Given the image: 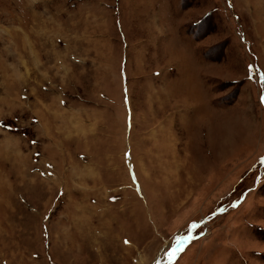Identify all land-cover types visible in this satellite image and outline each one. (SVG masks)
Returning <instances> with one entry per match:
<instances>
[{"label": "rangeland", "instance_id": "1", "mask_svg": "<svg viewBox=\"0 0 264 264\" xmlns=\"http://www.w3.org/2000/svg\"><path fill=\"white\" fill-rule=\"evenodd\" d=\"M0 264H264V0H0Z\"/></svg>", "mask_w": 264, "mask_h": 264}, {"label": "snow or ice", "instance_id": "2", "mask_svg": "<svg viewBox=\"0 0 264 264\" xmlns=\"http://www.w3.org/2000/svg\"><path fill=\"white\" fill-rule=\"evenodd\" d=\"M126 243H127V241H126ZM175 251H176V250L173 249V251L169 253L168 258H169L170 260L174 258V256H175Z\"/></svg>", "mask_w": 264, "mask_h": 264}]
</instances>
